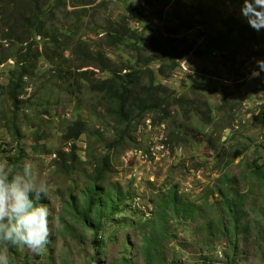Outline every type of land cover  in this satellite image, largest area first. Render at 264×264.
Wrapping results in <instances>:
<instances>
[{"label":"rangeland","instance_id":"374dc122","mask_svg":"<svg viewBox=\"0 0 264 264\" xmlns=\"http://www.w3.org/2000/svg\"><path fill=\"white\" fill-rule=\"evenodd\" d=\"M85 1L61 2L55 14L49 16V24L56 21L58 25L65 22L66 28L72 25L76 15L67 10L84 9ZM5 2L0 0V9ZM93 2L82 19V27L71 35L72 49H65L66 57L61 63L64 68H69L72 61L68 58L75 46L83 43L92 51L105 53L118 66H133L136 48L113 47L105 41V27L122 17L129 16L130 28L143 32L146 41L153 35H166L175 24L170 6L158 8L163 14L160 19L151 15L152 10L142 0ZM242 2L192 1L204 13L212 8L215 14L220 11L223 16L236 15L246 22L240 11ZM11 9L9 6L4 14ZM5 28L0 19V162L13 168L30 162L36 174L48 181L50 191L40 203L51 212L50 238L42 252L0 244V254H6L9 264H264L260 239L253 235L263 222L264 214L258 210L262 191L255 181L253 185L241 182L249 177L253 162L264 160V72L258 78H249L257 67L256 61L264 59V42L241 52L234 64L224 63V54L215 48L203 49L202 55L191 53L170 77L157 79L161 85L198 101L199 106L206 103L211 107V124H203L197 116L183 119L175 114L177 124L191 126L173 141V119L155 126L149 114L132 127L134 144L108 149L118 131L104 105H98L99 95L86 92L77 98L76 93L62 87L58 78H52L50 63L42 56V51L46 52L43 42L34 78H27L20 105L14 108L7 94L8 83L16 75V58L12 55L26 43L11 47L2 36ZM186 34L197 41L198 49L210 36L206 31L199 35L195 29ZM194 85L201 87L202 93H191L189 88ZM216 107H221L220 111ZM77 119L87 123L88 132L76 141L79 160L75 169L67 172L60 166L58 152L69 151L70 144L66 145L62 135L66 126ZM93 130H98L100 137L89 135ZM89 143L95 155H110L111 170L104 183L94 187L91 180L95 166ZM223 173L237 179V188L245 195L247 217L239 225L249 222V233L240 229L234 232L227 218L223 225L220 222L222 200L210 190ZM176 185L179 199L194 208L188 220L175 216L170 207L161 204L167 196L165 192ZM100 194L107 195V200H98ZM90 195H95L91 208ZM159 205L161 216L157 213ZM98 229L97 237L102 240L96 245L92 239ZM234 242L238 244L236 251L232 250ZM224 249L222 257L218 251Z\"/></svg>","mask_w":264,"mask_h":264},{"label":"trees","instance_id":"16d2710c","mask_svg":"<svg viewBox=\"0 0 264 264\" xmlns=\"http://www.w3.org/2000/svg\"><path fill=\"white\" fill-rule=\"evenodd\" d=\"M67 1L6 0L5 7L0 9V19L6 26L3 30V38L8 40L11 47H14V43H26L19 47L16 54L12 55L16 58L14 65L16 75L8 83L7 94L14 108H18L20 96L24 93L27 85V78L33 79L34 69L38 67L37 58L40 57L38 49L42 42L45 43L46 52L42 51L44 54L42 56L47 57V61L50 63V68L54 72L52 78L55 80L58 78L62 82V87L76 93L77 98L86 92L99 95L98 105H104L105 113L113 121L115 129L118 131L108 149L124 148L129 142L134 144L131 135L132 127L141 123L149 114L153 116L152 124L155 126L170 121L175 118V114H179L183 119L200 117L201 120H204L203 124L212 122L211 107L205 105L208 108L206 110V107L198 106V101H192L190 97L161 85L157 79L170 77L191 53L202 55L203 49L215 48L224 54V63L234 64L241 52L264 42V28L257 31L249 25L248 21L242 22L237 19L236 15L223 16L220 11L215 14L212 12V8L208 13H204L199 7L193 5V0H142L152 10L151 15H158L160 19H163V14L159 12L158 8L165 9L170 6L175 24L172 29L167 31L166 35H162L160 38L153 35L148 41L145 40L143 32L130 28L131 18L129 16L122 17L105 27L107 44L113 47L124 45L132 49L136 48V60L133 66L127 64L118 66L105 53L92 51L88 44L83 43L75 46L71 58H68L72 62L69 64V68H64L65 64L61 63L64 60L63 57H66L65 49H72L70 46L72 44L71 35L76 28L82 27V19L86 15L89 5L95 3L94 0H86L84 9H68L67 13H73L76 16L72 25L67 28L64 27L66 26L65 22L58 25L54 21L49 24V16L55 14V8L61 2L67 4ZM9 6H12V9L4 14ZM68 17L66 16V19ZM217 19L220 21L218 22ZM217 24L218 27H216ZM193 29L198 30L199 35L205 31L210 35L199 49L195 48L197 41L189 39L186 34ZM213 33L214 35H212ZM39 34L41 39H38ZM68 38L69 40L63 43ZM35 49L36 52H34ZM144 50H149L148 54H141ZM100 73L103 76L100 77L98 75ZM189 90L193 94L202 93V88L196 85ZM186 128L190 129V125L188 127L184 124L183 126L182 124L177 125L173 119L171 138L174 135L177 137L178 134H184ZM87 132V123L82 119H77L66 126L62 138L66 145L70 144V149L68 152H58L60 166L65 171L69 172L75 169L76 162L79 160L76 141ZM89 133V135L100 137L98 130L89 131ZM98 142L99 140L93 141V144ZM93 144L89 143L88 150L95 166L94 177L91 180L94 187L104 183L111 169L110 155L108 153L95 155L92 150ZM251 167L249 177L246 176L241 182L248 181L251 185H253V181L256 182L257 189L262 191V201H260L258 210L264 214V160L259 164L253 162ZM237 183V179L234 177L225 173L220 174L212 185L210 193L216 194L222 200L224 212L220 218L221 224L223 225L224 218H227L234 232L240 229L246 234L249 233L251 225L249 222L239 225L242 220H245L247 213L244 209L245 195L237 188ZM177 189V185L168 189L165 192L167 196L161 204L164 207H170L175 216L188 220L193 217L194 208L183 203L182 198L179 199ZM103 197L105 200L108 198L107 195L100 194L97 199H104ZM94 198L95 195H90L89 208L92 207ZM124 198H126V194L123 198L120 197L121 201ZM160 207L161 205L158 206L157 213ZM158 215L160 214L158 213ZM251 228L253 229V227ZM98 231L99 229L94 231L92 239L96 245L102 240L97 237L100 233ZM217 231L226 235L225 231L221 229H217ZM253 235L260 239L259 249L263 255L264 263V217L263 222L258 225L257 229H254ZM236 248H238V244L234 242L232 250L236 251ZM225 251V249L222 251V257L223 254L225 255Z\"/></svg>","mask_w":264,"mask_h":264},{"label":"clouds","instance_id":"9594fccd","mask_svg":"<svg viewBox=\"0 0 264 264\" xmlns=\"http://www.w3.org/2000/svg\"><path fill=\"white\" fill-rule=\"evenodd\" d=\"M240 11L253 29L264 28V0H243ZM256 65L250 79L264 72V59ZM49 191L48 181L36 174L30 162L15 168L0 162V244L34 253L45 249L51 212L40 201ZM0 264H9L6 254H0Z\"/></svg>","mask_w":264,"mask_h":264},{"label":"bare ground","instance_id":"6f19581e","mask_svg":"<svg viewBox=\"0 0 264 264\" xmlns=\"http://www.w3.org/2000/svg\"><path fill=\"white\" fill-rule=\"evenodd\" d=\"M205 91V90H204ZM204 93V92H203ZM224 97V96H223ZM207 98V97H206ZM206 102V101H205ZM200 104H201V102H199ZM204 104V103H203ZM204 105H206V104H204ZM222 105V104H221ZM224 105V104H223ZM199 106V105H198ZM206 106H208V105H206ZM206 106H204V107H206ZM198 108H200V107H198ZM223 108V107H222ZM224 108H226V107H224ZM206 110L208 109L207 107L205 108ZM216 109H217V107H216ZM220 109H221V107H220ZM220 109H217V110H219L220 111ZM198 110V109H197ZM222 111V110H221ZM228 111V110H227ZM202 112V111H201ZM204 112V111H203ZM223 112H226V111H224V109H223ZM193 113V112H192ZM227 113V112H226ZM196 114V113H195ZM229 114V113H228ZM171 115V114H170ZM210 115V114H209ZM209 115H207V116H209ZM227 115V114H226ZM198 116H200V115H198ZM179 117V116H178ZM181 117V116H180ZM228 117V116H227ZM153 118V117H152ZM177 118V117H176ZM208 118V117H207ZM212 118V117H211ZM218 118V117H217ZM220 118V117H219ZM224 118V117H223ZM155 119V118H154ZM174 119V118H173ZM197 120V119H196ZM199 120H200V118H199ZM220 120V119H219ZM181 121H183V120H181ZM202 121H204V120H202ZM206 121V120H205ZM221 121V120H220ZM223 121H225V120H223ZM166 122V121H165ZM208 122H209V119H208ZM227 122V121H226ZM201 123V122H200ZM207 123V122H206ZM222 123H224V122H222ZM185 124V123H184ZM190 124V123H189ZM211 124V123H210ZM162 125V124H161ZM178 125V124H177ZM199 125V124H198ZM202 125V124H201ZM216 125V124H215ZM168 126H169V124H168ZM167 126V127H168ZM182 126H183V124H182ZM191 126V125H190ZM158 127V126H157ZM175 127V126H174ZM173 127V128H174ZM211 127V126H210ZM220 127V126H219ZM171 129V128H170ZM182 129H183V127H182ZM187 129V128H186ZM161 130V129H160ZM172 130V129H171ZM192 130V129H191ZM225 130V129H224ZM173 131H174V129H173ZM193 131V130H192ZM195 131V130H194ZM197 131V130H196ZM211 131V130H210ZM228 131V130H227ZM164 132V131H163ZM166 132V131H165ZM187 132V131H186ZM190 132V131H189ZM188 132V133H189ZM218 132H220V131H218ZM222 132V131H221ZM179 133V132H178ZM196 133V132H195ZM201 133V132H200ZM209 133V132H208ZM212 133V132H211ZM207 134V133H206ZM220 134V133H219ZM183 135V134H182ZM209 136H211V135H209ZM216 136V135H215ZM175 137V135L173 136V141H175L174 138ZM170 138V137H169ZM178 138H179V136H178ZM177 138V139H178ZM182 138V137H181ZM185 138V137H184ZM170 140V139H169ZM171 141V140H170ZM172 141V142H173ZM223 141V140H222ZM181 144V143H180ZM183 144V143H182ZM179 149V148H178ZM238 165V164H237ZM92 184V183H91ZM94 185V184H93ZM82 187V186H81ZM81 187H80V189H81ZM82 189H84V188H82ZM82 191V190H81ZM78 193V192H77ZM80 194V193H79ZM78 194V195H79ZM77 195V196H78ZM75 196V195H74ZM65 199H67V198H65ZM79 199V198H78ZM64 208V207H63ZM72 213V212H71ZM75 218V217H74ZM254 247V246H253ZM217 250V249H216ZM251 250V249H250ZM254 251V250H253ZM256 251V250H255ZM223 253V252H222ZM257 254V253H256ZM254 257V256H253Z\"/></svg>","mask_w":264,"mask_h":264},{"label":"built area","instance_id":"2783aa9c","mask_svg":"<svg viewBox=\"0 0 264 264\" xmlns=\"http://www.w3.org/2000/svg\"><path fill=\"white\" fill-rule=\"evenodd\" d=\"M139 26V25H138ZM218 254H220L222 256V251H218Z\"/></svg>","mask_w":264,"mask_h":264}]
</instances>
